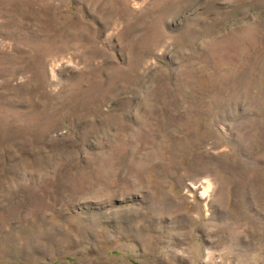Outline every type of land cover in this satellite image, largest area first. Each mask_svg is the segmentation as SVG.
<instances>
[{
  "label": "rangeland",
  "instance_id": "374dc122",
  "mask_svg": "<svg viewBox=\"0 0 264 264\" xmlns=\"http://www.w3.org/2000/svg\"><path fill=\"white\" fill-rule=\"evenodd\" d=\"M0 264H264V0H0Z\"/></svg>",
  "mask_w": 264,
  "mask_h": 264
}]
</instances>
